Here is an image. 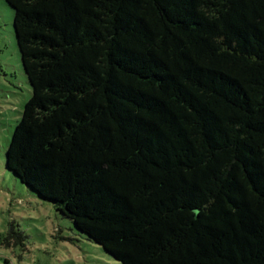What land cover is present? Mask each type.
<instances>
[{"label":"trees","instance_id":"obj_1","mask_svg":"<svg viewBox=\"0 0 264 264\" xmlns=\"http://www.w3.org/2000/svg\"><path fill=\"white\" fill-rule=\"evenodd\" d=\"M6 2L7 168L122 264H264V0Z\"/></svg>","mask_w":264,"mask_h":264},{"label":"rangeland","instance_id":"obj_2","mask_svg":"<svg viewBox=\"0 0 264 264\" xmlns=\"http://www.w3.org/2000/svg\"><path fill=\"white\" fill-rule=\"evenodd\" d=\"M31 94L14 10L0 0V233L14 227L23 236L0 243V264H122L7 168V148Z\"/></svg>","mask_w":264,"mask_h":264}]
</instances>
